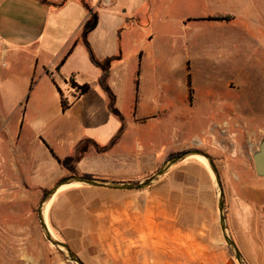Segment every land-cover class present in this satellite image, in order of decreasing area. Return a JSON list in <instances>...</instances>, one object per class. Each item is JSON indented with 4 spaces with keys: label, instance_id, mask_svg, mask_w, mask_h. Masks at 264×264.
<instances>
[{
    "label": "crops",
    "instance_id": "0c3cea01",
    "mask_svg": "<svg viewBox=\"0 0 264 264\" xmlns=\"http://www.w3.org/2000/svg\"><path fill=\"white\" fill-rule=\"evenodd\" d=\"M45 1L0 0V171L7 188L49 191L73 175L137 182L172 149L201 148L202 142L193 144L187 137L190 130L203 132L201 119L212 115L226 119L227 124L233 117L234 95L227 84L220 91L204 93L194 87L195 105L188 104V58L182 65L183 90L171 98L169 55L165 40L161 42L149 19L150 0H140L129 17L115 0H84L90 11L81 0ZM216 3L198 0L186 5L194 13L185 18L220 13L213 9ZM94 8L98 9L97 24L84 36V24ZM189 22L195 23L196 30L217 29ZM92 55L104 65L103 70L93 67L89 77L91 63L95 64ZM103 72L121 119L110 111L108 96L99 85ZM69 74L75 77L73 84L66 82ZM83 85L90 89L76 95ZM200 105L210 113L195 116L193 109ZM188 109L192 111L187 113ZM172 115L179 123L174 122L177 135L170 145L163 141L162 128ZM122 125L117 140L108 147ZM215 127L211 124L207 131L212 134ZM84 140L100 149L88 147L74 163L76 174H71L61 162L74 157ZM92 161L99 165H87ZM44 171L48 176L43 179ZM139 193L137 189L65 186L50 199L45 219L73 253L90 249L108 259V254L154 251V198ZM18 264L48 261L43 255L22 253ZM50 264H59L58 256H52Z\"/></svg>",
    "mask_w": 264,
    "mask_h": 264
},
{
    "label": "rangeland",
    "instance_id": "374dc122",
    "mask_svg": "<svg viewBox=\"0 0 264 264\" xmlns=\"http://www.w3.org/2000/svg\"><path fill=\"white\" fill-rule=\"evenodd\" d=\"M196 1L150 0L147 7L154 31L161 42L165 40V53L169 55L171 98L183 87L182 65L184 58H188L191 63H187L186 69L192 89L188 104L195 105L194 87L198 93H204L211 89L220 91L227 84L234 95L230 109L233 117L227 124L226 119L217 120L212 115L201 119L203 132L190 130L187 136L190 143L202 142L201 148L172 149L154 171L142 174L137 182L151 177L164 162L179 154L204 152L212 159L221 182L229 237L245 264H264V177L256 176L252 161V154L264 138V0H217L213 9L220 13L185 18L194 13L186 5ZM115 4L129 17L140 0H115ZM95 11L98 9L94 8ZM225 17L229 19H217ZM183 19L217 29L196 30L191 22H185L184 28ZM77 54L76 51L74 56ZM92 57L96 65L91 63L89 77L93 67L103 70L104 65ZM74 78L69 74L66 82L72 84ZM200 106L193 109L195 116L210 113V109ZM174 122L179 120L172 115L163 125L165 144L173 145L177 135ZM211 124L216 125L212 134V130L207 131ZM87 165L99 163L92 161ZM46 172L43 179L48 176ZM5 180L0 171V264H18L22 253L43 255L48 264L52 256H58L59 264H75L67 261L43 234L38 217L42 191L9 189ZM137 190L154 198L155 250L108 254V259L106 254L90 249L74 253L83 264H238L220 228L214 178L199 156L179 161L155 183ZM48 207L49 203L46 214ZM45 221L52 236L59 240Z\"/></svg>",
    "mask_w": 264,
    "mask_h": 264
},
{
    "label": "water",
    "instance_id": "95a60500",
    "mask_svg": "<svg viewBox=\"0 0 264 264\" xmlns=\"http://www.w3.org/2000/svg\"><path fill=\"white\" fill-rule=\"evenodd\" d=\"M192 156H199L205 159L206 165L208 166L215 182L216 191H217V207L219 212V223L220 228L222 231L223 238L226 242V244L229 246L234 258L238 262V264H245L243 261V258L237 249L235 243L232 241V239L229 237L226 229L225 224V214H224V196H223V190L221 187V182L219 179V176L217 174L216 168L212 162V159L205 154L204 152H201L199 150H194L190 152H186L183 154H179L172 159H169L168 161L164 162L161 167L149 178L138 181V182H132V183H126V182H117V181H105V180H99L96 178L86 177V176H78L73 175L69 178H66L64 180L59 181L51 190H49L42 198L39 208H38V217L40 221L41 228L43 230V234L46 238V240L54 246L58 252L62 254L66 258L67 261L75 263V264H83L81 260L74 254L69 247L55 239L52 234L50 233L44 215L43 210L46 205H48L50 199L52 196L62 187L69 186V185H78V186H96V187H108L113 189H142L149 187L153 183H155L160 177H162L173 165L178 163L179 161L184 160L185 158L192 157ZM252 161L254 165L255 174L258 177H264V138L261 139V141L258 144V149L252 154Z\"/></svg>",
    "mask_w": 264,
    "mask_h": 264
},
{
    "label": "trees",
    "instance_id": "16d2710c",
    "mask_svg": "<svg viewBox=\"0 0 264 264\" xmlns=\"http://www.w3.org/2000/svg\"><path fill=\"white\" fill-rule=\"evenodd\" d=\"M41 2L43 3H46L45 0H40ZM82 4L84 5V7L90 11V9L88 8L86 2L84 0H81ZM217 19H220V20H228L229 18L225 17V18H217ZM97 24V13L96 12H91L90 14V18L85 22L84 24V27H83V35H87V33L89 31H91ZM93 61V60H92ZM106 77H107V74L106 72H103L101 74V76L99 77L98 79V82H99V85L101 86V88L103 89V91L107 94L108 96V99H109V109L110 111L116 115L118 118L121 119L120 117V114L118 113V111L114 108V96L113 94L111 93L110 89L108 88L107 84H106ZM73 84V83H72ZM186 86H187V91H188V96H190L191 92H192V89H191V83H190V73L189 71L187 72V75H186ZM79 89L81 90V93H86L88 91V86L87 85H83V86H80ZM63 109H66L67 106L63 103ZM123 129V125L118 133V135L116 137H114L109 145V146H112L115 141L117 140L118 136L120 135L121 131ZM89 145H94L95 148L97 150H99L100 148H98L94 142H92L91 140H84L82 141L77 149H76V153L74 155V157L72 158H69V159H65L63 160L61 163L62 165L64 166V168L71 174H76L75 172V169H74V163L79 161V159L82 157L83 153L87 150L88 146ZM175 155V154H174ZM58 162H60L58 160ZM86 177H90V176H86ZM42 193L45 195L47 193V190H43Z\"/></svg>",
    "mask_w": 264,
    "mask_h": 264
},
{
    "label": "bare ground",
    "instance_id": "6f19581e",
    "mask_svg": "<svg viewBox=\"0 0 264 264\" xmlns=\"http://www.w3.org/2000/svg\"><path fill=\"white\" fill-rule=\"evenodd\" d=\"M200 158L202 159V161L204 160V162L206 163V161H205L204 158H202V157H200ZM47 206H48V205H46V206L44 207V210H43L44 218H45V215H46V209H47ZM45 220H46V219H45Z\"/></svg>",
    "mask_w": 264,
    "mask_h": 264
},
{
    "label": "built area",
    "instance_id": "2783aa9c",
    "mask_svg": "<svg viewBox=\"0 0 264 264\" xmlns=\"http://www.w3.org/2000/svg\"><path fill=\"white\" fill-rule=\"evenodd\" d=\"M79 94H81V90H79V89L77 88V90H76V95H79Z\"/></svg>",
    "mask_w": 264,
    "mask_h": 264
}]
</instances>
